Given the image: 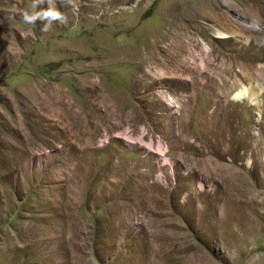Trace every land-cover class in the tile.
<instances>
[{
  "label": "rangeland",
  "instance_id": "374dc122",
  "mask_svg": "<svg viewBox=\"0 0 264 264\" xmlns=\"http://www.w3.org/2000/svg\"><path fill=\"white\" fill-rule=\"evenodd\" d=\"M51 6L0 0V264H264V21Z\"/></svg>",
  "mask_w": 264,
  "mask_h": 264
},
{
  "label": "clouds",
  "instance_id": "9594fccd",
  "mask_svg": "<svg viewBox=\"0 0 264 264\" xmlns=\"http://www.w3.org/2000/svg\"><path fill=\"white\" fill-rule=\"evenodd\" d=\"M39 2H44V0H39ZM49 7L46 10L42 11H34V12H24L23 13V20L26 24H36L37 21L44 22V28L42 29L43 31H47L51 25L54 22L58 23H66L67 22V17L58 9L54 8L51 6V0H48ZM67 3L71 4V0H67Z\"/></svg>",
  "mask_w": 264,
  "mask_h": 264
},
{
  "label": "bare ground",
  "instance_id": "6f19581e",
  "mask_svg": "<svg viewBox=\"0 0 264 264\" xmlns=\"http://www.w3.org/2000/svg\"><path fill=\"white\" fill-rule=\"evenodd\" d=\"M231 1L232 0H212V2L215 3L216 5H219V4H221L222 6L234 5L235 8H238L240 4L241 5L243 4L244 13L246 15L255 16L258 19H260V21H264V13L261 10L257 9V7H254L253 5H252V7H250V5H251L250 2H249L250 0H235V2H236L235 4H232ZM219 15H220L219 18H221L223 15H225V11H223V9H222V12H219ZM176 30H177V28L175 29V31ZM218 36H220V37H228L229 34L227 32H219ZM249 96H251V95L246 90H239L234 97L239 98V97H249ZM251 101H252L253 104H257L259 102V99L257 97H252L251 96Z\"/></svg>",
  "mask_w": 264,
  "mask_h": 264
}]
</instances>
